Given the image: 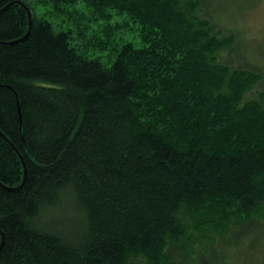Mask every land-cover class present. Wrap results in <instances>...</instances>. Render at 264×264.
Here are the masks:
<instances>
[{"label":"trees","instance_id":"trees-1","mask_svg":"<svg viewBox=\"0 0 264 264\" xmlns=\"http://www.w3.org/2000/svg\"><path fill=\"white\" fill-rule=\"evenodd\" d=\"M30 1L0 0V264H221L264 230L260 59L222 27L232 0H55L128 19L83 49ZM129 24L139 46L114 42Z\"/></svg>","mask_w":264,"mask_h":264},{"label":"rangeland","instance_id":"rangeland-1","mask_svg":"<svg viewBox=\"0 0 264 264\" xmlns=\"http://www.w3.org/2000/svg\"><path fill=\"white\" fill-rule=\"evenodd\" d=\"M230 1L231 0H218V3L220 6L223 5L225 8L229 9ZM30 6L37 19H46L50 21L56 29L73 28L75 31L78 30V33L82 31L84 36L80 39L76 38L75 40L79 49L85 48V46L80 45L82 43L89 44V40L104 39V34L109 32L111 28V26H109L110 24L114 25L121 22H127L128 24V19H126L125 16L116 15L114 13L110 16L111 20L109 22L105 19H100L97 15L95 16L94 11L88 8L83 2L61 5L58 7L55 0H31ZM250 6L254 7L251 8ZM248 7L250 8L248 9ZM231 10V12H234L233 16L239 14L234 17L235 19H223L225 23L222 24V27L225 29H234L236 31L235 33L239 35L245 45H249L251 48L258 47L255 49V53L260 60H256L253 63V67H257L258 70H261L262 80L255 86V89L251 93L247 94L246 99H251L256 96L257 92L264 90V0H232ZM128 26L129 27H126V29L121 32L118 31L115 33L114 42L122 43L131 41L135 46H139V27L136 24H129ZM235 55L238 59L245 58L241 51H236ZM86 56L89 59L98 58L105 66H110L114 59L109 51L89 50ZM228 219L230 222L226 227L232 226L238 220V216L235 212H230L228 214ZM216 225L217 228L225 226L224 221L221 223L218 222ZM216 225H214L212 229L195 230L192 227L185 229L182 243H189L193 246L191 248L199 249L197 242L200 244L199 240L201 239L202 241L210 239L218 241L217 234L214 232L216 231ZM250 236V239L245 242L244 247H241L238 251L229 250L228 254L226 251L225 253L229 259L224 263L221 262V264H264V230L258 233L254 232ZM250 241L252 250L245 248ZM218 251L220 252L221 250ZM138 260L139 262H137V264H144L141 258L136 261Z\"/></svg>","mask_w":264,"mask_h":264},{"label":"water","instance_id":"water-1","mask_svg":"<svg viewBox=\"0 0 264 264\" xmlns=\"http://www.w3.org/2000/svg\"><path fill=\"white\" fill-rule=\"evenodd\" d=\"M28 16L30 17V12H29V11H28ZM30 28H31V25H29V29H30ZM1 246H2V245H1ZM1 246H0V247H1Z\"/></svg>","mask_w":264,"mask_h":264}]
</instances>
